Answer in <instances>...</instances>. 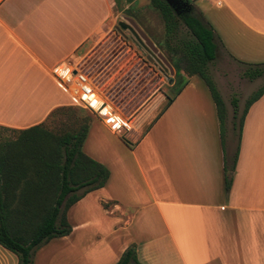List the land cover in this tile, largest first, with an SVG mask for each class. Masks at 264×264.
Instances as JSON below:
<instances>
[{"label":"crops","instance_id":"0c3cea01","mask_svg":"<svg viewBox=\"0 0 264 264\" xmlns=\"http://www.w3.org/2000/svg\"><path fill=\"white\" fill-rule=\"evenodd\" d=\"M205 1L215 10L212 21L198 9L214 30L218 53L236 65L264 64V0ZM150 6L148 0L135 11L141 22ZM131 9L118 0H4L0 128L26 130L75 106L54 68L70 62L81 69L121 23L141 28ZM124 45L138 56L131 42ZM136 60L145 74L126 66L134 82L144 77L133 113L122 116L131 129L114 132L97 116L83 144L110 178L69 210L68 221L76 212L77 223L69 221L72 232L55 238L59 247L46 250L45 264H117L131 247L142 264H264V95L248 110L241 136L226 109L223 143L215 103L199 76L182 89L175 63L167 62L174 71L168 77L157 61ZM113 62L97 76L111 81ZM237 151L227 190L225 167Z\"/></svg>","mask_w":264,"mask_h":264},{"label":"trees","instance_id":"16d2710c","mask_svg":"<svg viewBox=\"0 0 264 264\" xmlns=\"http://www.w3.org/2000/svg\"><path fill=\"white\" fill-rule=\"evenodd\" d=\"M186 1V8L179 12L165 0H151V3L164 20L169 39L176 36L179 23L187 27L191 40L183 51L184 71L189 77L199 76L207 85L217 109L224 143L226 106L206 72L209 63L218 56L215 33L197 7ZM124 25L121 23L120 27ZM246 65L245 78L254 81L264 76V64ZM263 95L264 86L247 100L239 121L240 136L248 110ZM172 101L169 100L158 118ZM234 104L237 107L236 100ZM91 122L85 119L77 132L62 136L45 130L44 123L26 130H11L19 132V138L0 151V246L15 254L18 264H33L38 249L55 238L68 236L72 232L69 210L89 193L106 186L109 169L83 152ZM237 159L238 151L234 163L225 167L227 190L232 186ZM117 264L142 263L135 247H131Z\"/></svg>","mask_w":264,"mask_h":264},{"label":"rangeland","instance_id":"374dc122","mask_svg":"<svg viewBox=\"0 0 264 264\" xmlns=\"http://www.w3.org/2000/svg\"><path fill=\"white\" fill-rule=\"evenodd\" d=\"M148 0H118V3L121 5H129L132 7L129 12L132 14L136 21L141 23V28L136 27L148 37L150 42L153 44V48L156 50V53L161 52L166 58V62L175 63V67L180 71V85L181 87L188 81L189 76L185 73V57L183 56V51H185L186 46L189 47V42L191 37L188 33V29L182 23L178 24L177 33L174 38H168L165 30L164 20L162 19L160 13L153 8V6L148 7L151 12V16L145 18L147 21L141 22V18L135 14V11L140 10V4L147 2ZM191 4L195 7L201 8L207 19L212 21V14L215 12L214 8L205 0H190ZM199 10V9H198ZM148 12V13H149ZM133 22H125L128 26V29L125 30L123 27L118 25L116 29V34L107 41L106 45L99 50L91 59L84 62L81 66V69L84 70L88 75H90L94 80V85L96 91L100 96L112 106V108L123 116H130L133 113L132 109V99L138 95L139 90L143 86V79L140 75V80L134 82L135 77L130 71L127 70L131 66L140 69L142 62L137 61L138 56H143L145 58L149 57V54L140 46V44L133 37L132 33H135L136 30L131 31L130 26ZM123 31V32H121ZM123 33V34H122ZM131 42V46L137 50V55H134L133 51H128L124 42ZM134 57L133 60H130L131 57ZM158 57V56H157ZM114 61V62H113ZM153 61H157L159 65L165 70L166 75L169 77V71L172 70L171 65L160 64V61L156 58ZM159 61V62H158ZM113 62L111 68L107 70L113 72L110 75L111 81L106 82L101 77H98L97 74L101 70L106 69L107 64ZM138 62V64H137ZM110 67V66H109ZM108 69V68H107ZM246 66L241 64H234L229 61L222 55V52L218 53L217 59L209 63L206 68V72L211 77V79L216 84L223 101L225 103L227 111L231 110L233 113H236L235 122L239 123L240 118L243 114L247 100L261 87L264 86V76L258 78L257 80L250 81L249 79L243 76ZM140 71V70H139ZM174 72V71H173ZM143 73L140 71L138 74ZM98 77V78H97ZM197 77V76H196ZM200 84H203L207 88L205 82L200 78ZM137 91H139L137 93ZM137 99H140L137 97ZM235 100L237 101V107H235ZM228 114V112H227ZM97 114L93 111L86 109L81 106H71L68 109L58 110L52 114V116L44 123L43 128L52 134L62 136L67 133H75L79 129L80 125L85 121V119L90 121H95ZM226 117V124H229V120ZM232 121V120H231ZM232 123V122H231ZM227 131V137L230 139ZM20 133L0 128V151L4 148H7L9 145L14 143L19 138ZM238 139V130L233 132V140L237 142ZM231 141V139H230ZM77 214H74L70 217L71 225L77 223ZM119 229V228H118ZM60 239H54L48 244L44 245L38 249L35 253L34 263L33 264H45V252L48 249L59 247ZM0 264H18V258L15 254L4 249L0 246Z\"/></svg>","mask_w":264,"mask_h":264},{"label":"built area","instance_id":"2783aa9c","mask_svg":"<svg viewBox=\"0 0 264 264\" xmlns=\"http://www.w3.org/2000/svg\"><path fill=\"white\" fill-rule=\"evenodd\" d=\"M4 0H0V4ZM53 74L61 89L70 94L75 106H81L93 111L105 120L114 132L131 129L129 119H123L96 91L93 78L84 70L72 63H62L56 66Z\"/></svg>","mask_w":264,"mask_h":264},{"label":"water","instance_id":"95a60500","mask_svg":"<svg viewBox=\"0 0 264 264\" xmlns=\"http://www.w3.org/2000/svg\"><path fill=\"white\" fill-rule=\"evenodd\" d=\"M171 7H175V6H179L180 7V2H183L184 0H165ZM132 26H130V30L134 32V30H136L138 33L141 34L143 40L139 39L138 41L141 43L142 46L149 48L151 50H153L156 53V50L153 48V44L150 42V40L148 39V37L140 30L136 27V25L134 23L131 24ZM158 56V60L160 61V64H168L166 62V59L160 54H157ZM158 61V62H159Z\"/></svg>","mask_w":264,"mask_h":264},{"label":"flooded vegetation","instance_id":"af4514ba","mask_svg":"<svg viewBox=\"0 0 264 264\" xmlns=\"http://www.w3.org/2000/svg\"><path fill=\"white\" fill-rule=\"evenodd\" d=\"M186 4H187V1L184 0L183 2H180V7L179 6H175V7H172V8L174 9L175 12H179V10H181L182 8H186ZM123 27H124L125 30L128 29V26L127 25H124ZM121 32H123V31H121ZM132 35L136 39V41L140 44V46L145 50V52L147 54H149V58L151 60H154L156 58L158 59L156 53L153 50L142 46L141 43L138 41L139 39L143 40V38H142V36H141L140 33H138L137 31H135V33H132Z\"/></svg>","mask_w":264,"mask_h":264}]
</instances>
